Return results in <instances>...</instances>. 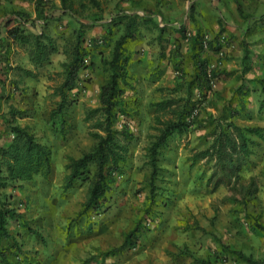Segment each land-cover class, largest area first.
<instances>
[{
    "label": "rangeland",
    "instance_id": "obj_1",
    "mask_svg": "<svg viewBox=\"0 0 264 264\" xmlns=\"http://www.w3.org/2000/svg\"><path fill=\"white\" fill-rule=\"evenodd\" d=\"M37 1L0 0V40L19 26L25 34L52 38L59 49L36 67L28 55L30 44L21 46L16 40L9 62L0 64V146L11 143L10 126L17 125L53 150L48 178L35 176L0 189L1 203L22 216L10 222L11 238L2 242L10 261L194 264L200 258L241 264L226 259L219 241L256 259L264 258V132L260 137L250 135L252 154L239 173L238 188L212 177L215 161L196 157L212 143L210 121L231 108L239 109V100L245 109L233 122L239 127L264 128V83H260L264 64H257L254 56L252 70L242 75L241 45L245 40L255 54L264 52V0H240V9L235 0H101L100 12L75 4L72 13L63 11L60 0H41L43 17L36 22ZM125 16L137 22L136 36L127 44L131 86L122 96L130 115L119 113L115 128L123 132L120 138L128 146V161L114 173L103 207L78 217L90 183L79 181L67 189V165L93 149V134L101 133L94 127L100 115L89 119L88 112L100 105L106 79L101 60L110 57L116 40L125 33ZM79 29L88 55L63 113L56 117L61 102L58 88L65 78L64 64L69 62L67 51L72 52L74 32ZM197 29L205 40L222 30L223 47L217 53L207 50L203 56L211 69L228 75L214 80L205 98L194 91L195 123L186 133L173 135L161 149L162 171L152 202L148 148L159 133V118L168 117L152 104L189 96L188 82L194 73L189 38ZM139 222L142 231L134 248L104 255L119 247Z\"/></svg>",
    "mask_w": 264,
    "mask_h": 264
},
{
    "label": "trees",
    "instance_id": "obj_2",
    "mask_svg": "<svg viewBox=\"0 0 264 264\" xmlns=\"http://www.w3.org/2000/svg\"><path fill=\"white\" fill-rule=\"evenodd\" d=\"M238 8L242 7L240 0H235ZM41 0L36 4V22L43 15ZM61 7L64 12H74L75 4L81 9L91 7L98 12L102 11L101 0H60ZM127 17L125 33L116 40L110 57L101 60L103 70L106 73V79L102 85L100 93L99 107L90 110L89 119L96 114L100 118L95 122V128L101 133H94L96 145L89 152L83 154L80 158H72L67 165L70 170L68 175L66 188L75 187L79 181L89 182V190L87 200L82 206L78 217H84L90 212L99 211L103 207V200L107 192L115 182L114 173L121 170V164L128 161V146L121 142L120 136L123 132L115 128L116 118L119 113L130 115L127 102L122 96L126 89L131 86V77L128 67L131 55L127 49V44L135 38L137 31L136 18ZM98 18L96 17L95 20ZM123 21V20H121ZM95 25V24H92ZM164 29H162L163 31ZM75 33V43L72 52L69 54V62L64 64L65 78L58 88V94L61 97L59 105V114L63 113L64 106L67 102L68 92L75 88L79 79V74L83 68L84 59L88 55V51L84 48L83 30L79 29ZM181 33L185 36V30ZM222 30L210 40H205L200 29L196 30L190 38V49L192 62L194 63V73L188 82L189 96L184 98H170L157 103H153L152 107L163 117L168 116L164 120L160 117V128L155 136V141L148 148L149 165L151 173L149 176V187L151 190V201H155L156 182L162 171L160 167L161 149L168 140L175 134L182 135L186 133L195 123L194 111L197 108L196 102H192V95L195 90L199 91L201 97L205 98L212 90L214 80L227 76L226 71H216L211 69L208 58L204 57V53L209 50L217 53L222 47ZM105 38V37H104ZM18 41L21 46L30 44L29 58L33 65L41 66L49 57L59 51L56 41L44 34H25V30L17 26L7 31V36L2 38L1 45L3 51H0V64L9 62V55L12 45ZM243 45L242 58V75L249 73L253 68V57L257 58V64H264V52L255 54L249 49L245 40L241 41ZM69 50V49H67ZM178 70L182 68L177 64ZM2 68L0 67V71ZM264 83V82H260ZM240 89L238 88L237 93ZM245 92H241L239 99L243 97ZM199 95V96H200ZM240 107L231 108L228 113L212 119V143L208 149L199 152L197 159H208L215 161L212 177H217V181L227 187L238 188L239 173L247 159L252 154L253 140L250 135L262 136L264 128L261 127H239L233 122V118L240 115L242 109H245L243 100H239ZM225 112V110H224ZM230 119V121H229ZM229 121V122H228ZM10 132L13 134L11 143L6 147L0 146V189L7 187L14 181H29L35 176L48 178L53 168V150L52 148L40 142L33 133L27 128L17 125L10 126ZM131 137L129 135L125 138ZM93 171V175L92 174ZM253 186V184H252ZM240 189L245 190L243 186ZM251 186L247 188V194L250 195ZM21 214L15 209L6 207L0 200V264H17L10 261L7 257L6 250L2 247L4 240L10 239L9 232L10 222L21 219ZM141 222H139L124 237L122 244L104 253V255H118L119 253L134 248L138 233L142 231ZM220 249L227 260L241 264H264V258L256 259L252 255H247L242 251L233 250L229 245L219 241ZM226 260V261H227ZM194 264H218V262L210 259L195 258Z\"/></svg>",
    "mask_w": 264,
    "mask_h": 264
}]
</instances>
